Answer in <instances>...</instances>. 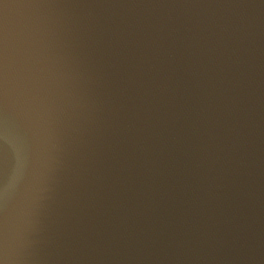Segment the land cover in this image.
I'll list each match as a JSON object with an SVG mask.
<instances>
[{"label": "water", "instance_id": "water-1", "mask_svg": "<svg viewBox=\"0 0 264 264\" xmlns=\"http://www.w3.org/2000/svg\"><path fill=\"white\" fill-rule=\"evenodd\" d=\"M0 264H264V0H0Z\"/></svg>", "mask_w": 264, "mask_h": 264}]
</instances>
